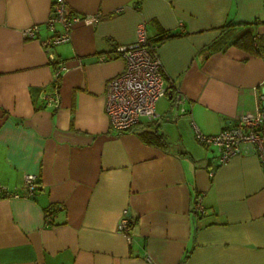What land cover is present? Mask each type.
<instances>
[{
    "label": "crops",
    "instance_id": "crops-1",
    "mask_svg": "<svg viewBox=\"0 0 264 264\" xmlns=\"http://www.w3.org/2000/svg\"><path fill=\"white\" fill-rule=\"evenodd\" d=\"M51 1L0 0V184L39 183L33 197L0 195V264H264V166L251 146L218 165L195 138L262 104L264 0H65L96 19L73 23L55 65L41 44ZM139 25L148 42L176 34L155 45L167 92L154 117L117 131L106 84ZM246 32L262 52L233 43Z\"/></svg>",
    "mask_w": 264,
    "mask_h": 264
},
{
    "label": "built area",
    "instance_id": "built-area-1",
    "mask_svg": "<svg viewBox=\"0 0 264 264\" xmlns=\"http://www.w3.org/2000/svg\"><path fill=\"white\" fill-rule=\"evenodd\" d=\"M95 20L96 16L80 15L68 12L65 0H52L50 14L45 20L52 34L41 44L45 49L48 60L53 61L55 55L52 47L69 39L70 30L78 20ZM60 26V31L56 30ZM37 24H31L22 30L27 38L36 37ZM137 40L131 44L117 46V51L124 59L123 70L112 77L106 84L105 112L109 117L111 126L117 131L126 130L139 123L141 118H152L156 115V101L167 92L161 61L154 45H150L142 25L137 29ZM65 64H58L54 76L58 77ZM58 94V93H57ZM46 94V97L58 105V95ZM262 104L256 105L252 110L243 111L235 116L234 122L222 128L215 134H204L195 127V138L207 147L217 151V164L226 163L231 157L238 155L246 146H251L264 166V94L260 95ZM180 101L178 95L175 102ZM213 170L209 174H213ZM37 175L23 174L22 192L8 193L0 184V195L7 197H33L39 186ZM196 210H203L200 196L196 199ZM127 210L119 219L117 228L130 241L129 227L131 223ZM45 223L52 222L51 209L45 210Z\"/></svg>",
    "mask_w": 264,
    "mask_h": 264
},
{
    "label": "trees",
    "instance_id": "trees-1",
    "mask_svg": "<svg viewBox=\"0 0 264 264\" xmlns=\"http://www.w3.org/2000/svg\"><path fill=\"white\" fill-rule=\"evenodd\" d=\"M175 35L176 34H172L170 32H165L159 38L153 39V41H149V44L155 46L156 43L162 42L165 39L173 37ZM233 43H235L237 45H240V46H243V47L250 46V47L254 48L257 51L262 52V48L260 46V42L258 40L257 34L252 35L250 32H246L244 34H241V35L237 36L233 40ZM246 43H248V45ZM56 62L57 61L54 59V61H53L54 65L56 64ZM144 135L147 136V139H149V140H151L153 142L164 143L162 135L160 133H158V132H151L149 134H144ZM150 138H154V139H150ZM49 208L51 209V207H49ZM131 224H132V221H131L130 225Z\"/></svg>",
    "mask_w": 264,
    "mask_h": 264
},
{
    "label": "water",
    "instance_id": "water-1",
    "mask_svg": "<svg viewBox=\"0 0 264 264\" xmlns=\"http://www.w3.org/2000/svg\"><path fill=\"white\" fill-rule=\"evenodd\" d=\"M168 93H171V90H169Z\"/></svg>",
    "mask_w": 264,
    "mask_h": 264
}]
</instances>
